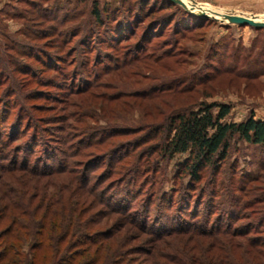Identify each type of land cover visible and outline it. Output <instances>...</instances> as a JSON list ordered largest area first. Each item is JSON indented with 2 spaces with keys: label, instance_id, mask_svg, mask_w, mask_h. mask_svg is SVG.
<instances>
[{
  "label": "rangeland",
  "instance_id": "374dc122",
  "mask_svg": "<svg viewBox=\"0 0 264 264\" xmlns=\"http://www.w3.org/2000/svg\"><path fill=\"white\" fill-rule=\"evenodd\" d=\"M188 1L264 19V0ZM204 103L230 105L227 122L252 113L264 120V28L206 19L166 0H0V158L20 161L22 152L16 153L25 146L36 157L47 144L69 168L89 169V186L107 197L109 209L132 199V212L151 220L177 216L191 200L187 210L197 211L198 222L217 224L234 210L235 196V209L247 217L236 226L262 224L264 240V146L236 137L228 159L207 168L195 185L182 171L187 155L162 161L145 154L155 144L149 138L154 126ZM126 153L130 158L117 162ZM134 169L139 178L129 180ZM69 178L58 179L64 190ZM171 194L174 209L165 211L163 197ZM66 196L69 191L48 211L63 210ZM108 207L97 203L80 221L94 219L95 232L119 228L104 245L128 238V248L152 254L158 242ZM190 241L176 235L159 244L168 254ZM138 255L129 258H144Z\"/></svg>",
  "mask_w": 264,
  "mask_h": 264
},
{
  "label": "trees",
  "instance_id": "16d2710c",
  "mask_svg": "<svg viewBox=\"0 0 264 264\" xmlns=\"http://www.w3.org/2000/svg\"><path fill=\"white\" fill-rule=\"evenodd\" d=\"M94 13L96 21L102 19L97 8ZM231 110L230 105L204 103L196 110L170 116L151 130L149 138L155 144L145 153L146 156L151 160L153 155H158L162 161H171L178 155H187L182 171L194 182L193 185L201 182L202 173L207 168L216 170L228 159L231 142L236 137L253 146H264V120L256 119L252 113L240 123L227 122ZM7 139L11 140L12 136ZM89 145L82 146L79 151ZM34 151L28 146L20 148L16 153L18 156L22 152L20 161L18 157L0 158V264H129L136 261L138 264H237V261L263 264L262 224L236 226L247 217L235 209L238 207L235 196L231 205L234 210L224 214L217 224H211V218L198 222L197 211L187 210L191 200L177 209V216L156 215L151 220L146 214L142 218L132 212V199L118 200L117 206L109 209L107 197L97 194L98 188L89 186V169L80 174L77 169L69 168L68 163L65 165V161L58 159L57 153L51 151L47 144L36 157ZM62 154L69 155L68 150H63ZM129 158L130 154L126 153L118 157L117 162H125ZM126 163L129 165L131 162ZM131 172L133 176L129 180H138L140 172L137 169ZM67 174L71 178L64 190L58 179ZM64 191H69V196H66L63 210L48 211L54 199ZM165 196L164 210L173 211L175 194L170 198ZM80 202L84 206L81 210L77 207ZM97 203L108 207L109 214L124 216L126 225H133L155 239L158 244L151 248L154 252L149 255L144 250L128 248V238L104 245L113 239L119 228L95 232L93 228L98 224L94 219L86 223L80 221ZM44 208L46 210L40 215ZM225 221L227 223L224 224ZM176 235L189 236L192 245L172 246L169 248L171 252L166 254L159 242ZM207 240L211 242L207 243ZM90 254L91 257L88 256ZM138 254L144 258L134 262L129 258Z\"/></svg>",
  "mask_w": 264,
  "mask_h": 264
},
{
  "label": "water",
  "instance_id": "95a60500",
  "mask_svg": "<svg viewBox=\"0 0 264 264\" xmlns=\"http://www.w3.org/2000/svg\"><path fill=\"white\" fill-rule=\"evenodd\" d=\"M185 10H187L190 13H193L195 15L201 16L203 18H210L214 19L216 21H219L221 23H229V24H236L240 26H250L256 29H263L264 28V19H260L254 15L252 16H244V15H238L234 13H222L219 15V18H213L210 17L206 10L203 9L201 5H198L195 1H190V4L187 5L183 0H169Z\"/></svg>",
  "mask_w": 264,
  "mask_h": 264
},
{
  "label": "bare ground",
  "instance_id": "6f19581e",
  "mask_svg": "<svg viewBox=\"0 0 264 264\" xmlns=\"http://www.w3.org/2000/svg\"><path fill=\"white\" fill-rule=\"evenodd\" d=\"M187 5L190 4V1L188 0H183ZM204 10H206L207 14L210 16V17H213V18H219V15L222 14V13H218V12H215L214 10L210 9L209 7H205V6H202ZM220 19V18H219Z\"/></svg>",
  "mask_w": 264,
  "mask_h": 264
}]
</instances>
